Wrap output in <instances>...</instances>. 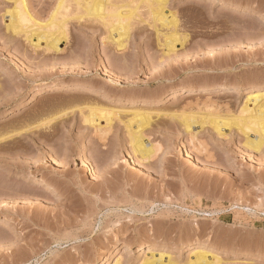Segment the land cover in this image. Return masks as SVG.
Segmentation results:
<instances>
[{"label":"rangeland","instance_id":"obj_1","mask_svg":"<svg viewBox=\"0 0 264 264\" xmlns=\"http://www.w3.org/2000/svg\"><path fill=\"white\" fill-rule=\"evenodd\" d=\"M57 1L25 0L31 31L52 30ZM108 1L137 6L123 47L71 5L73 19L34 49L6 30L14 3L0 0V264H141L159 253L186 264L199 243L216 246L219 264H264V147L249 150L234 127L196 123L189 134L180 119L237 113L250 88L264 92V0H229L247 15L167 0L186 36L169 53L171 27L156 35L145 4ZM187 90L203 95L186 100ZM92 105L153 110L141 131L153 154L139 160L126 114L105 133L85 122Z\"/></svg>","mask_w":264,"mask_h":264},{"label":"bare ground","instance_id":"obj_2","mask_svg":"<svg viewBox=\"0 0 264 264\" xmlns=\"http://www.w3.org/2000/svg\"><path fill=\"white\" fill-rule=\"evenodd\" d=\"M12 1L14 3V8L13 10L8 11L6 13L8 14V24L5 26V28L14 35H18V36L21 35L22 37H24V39L29 43V46L31 45V47L32 48L34 47V49L40 46L39 42L42 39L45 41V45H50L54 41V38H56V36L59 34L62 27L64 26L63 28H65V26L67 25L66 24L68 22L67 19L72 17L78 19L85 17V20L88 18L91 21L92 20L97 21L96 23H100L101 25L107 26L108 32H107V36L105 37L106 41L112 44L115 48H119L121 46L123 47L124 45L123 41H125L128 37V30L130 24L128 20L133 16L134 11L137 9V6H135L134 8H130L131 7L130 6L129 13L127 12L128 10L123 12L124 8L120 10L122 5L112 8L113 5L111 6L108 0H58L57 1L58 3L53 8V11H51L50 13L47 23H45V26L46 27L48 26L50 29L52 28L53 31L38 30L39 31L38 32L36 30L31 31V26L29 23L32 20L26 9L25 0H12ZM137 1L139 2V4L143 3L146 5V7H148L147 9L150 15L149 19L151 18L150 20L152 22L151 26L154 29L156 35L159 36V34H161L160 29L162 27H171V30L170 31L168 30L167 31L168 33H166L165 36H162L164 38L162 46L164 47V49H166L167 53L174 51L175 44L177 42H179L181 45L183 44V42H185L186 36H182L180 35L181 33L178 32L176 27L177 20L174 14L173 13L165 14L164 10L166 8L167 0H137ZM206 1L216 2L221 7L231 8L233 11L239 12L241 15H247L252 11V9L248 6H244L243 8H238L237 5H235L233 2L229 0H206ZM71 5L73 6V13H72L73 15L71 14L72 17L69 16V11L72 10V9L69 10V8H71L70 7ZM255 14L257 19L264 20L263 12L258 11ZM55 25H56L55 27L56 29H53ZM32 36H35L36 41L32 42V38H33ZM81 85H80L81 89L90 87L87 84L85 85L81 84ZM80 86L76 87V89H80ZM51 88L66 90L70 87H68V84H63L62 86L55 85ZM222 90L224 91L223 93L226 94L228 93L232 94L234 93V91H237L234 89L233 90L222 89ZM249 92L250 95L247 96L240 109L237 110L238 111L237 113L235 112L231 114L229 113V115L228 114L219 115V114H210V113L205 115L199 113L200 116L201 115L204 116L201 117V119L198 117L199 120L195 118L197 111L194 112L196 114L193 116H190L193 114L192 112H190L192 114L189 113L190 115L186 113L188 115L187 117L186 115L184 117H180L182 121L181 125H183L182 127L184 128V131H187L189 134H192V130H193L192 126L196 123L201 124V126L202 124L204 125L205 123L210 124L212 126L213 131H215L218 135L223 134L222 131L224 130V128H228L229 130H231V128L234 127L236 131L242 133V135L244 136L245 138L244 145H246V147L249 150H254V151L260 150L262 147H264V111H263L264 92H260V89L257 87L250 88ZM184 93L185 94L183 98L186 100H193L194 98H199L203 95L201 94V90H187ZM99 95L105 97L104 93L102 92H100ZM91 107H93V105L90 107L88 106L90 110L88 109L89 111L84 121L89 123V125L97 128L98 131H102V132H104L103 129H107L108 126H110V122L113 121L112 119H114L113 117H115L116 119L117 116L118 117L123 116L122 114L128 115L127 127L129 128L128 133L131 138L133 151L139 156L140 161L148 159L153 154V147L144 144L143 135L141 134L142 127L148 125L152 119L150 117L154 116L153 114L155 112L153 110L152 111L154 113H152L151 110L145 109L144 107L142 108V107H134V106L130 107L129 109L127 107H126L127 109L119 108L118 106L117 107L108 106L110 108H104L105 106L104 107L95 106L94 108ZM85 108L87 107L85 106ZM199 114H197V116ZM174 115H176V113ZM182 115H184V112L182 113ZM177 116H178V120H180L179 116L181 115L179 114ZM101 119L105 122L103 127H101L99 124V120ZM126 125L127 124H125V127ZM132 125L136 127L135 131L131 130L133 127ZM17 133L18 131L16 132V134ZM249 133H253L254 135L253 138L249 137ZM10 135H15V132L7 135V137ZM40 138L46 140L48 139L47 136ZM7 193L9 194V192ZM202 247H203L202 244L200 243L197 244V246L195 247L196 250L192 252V256L188 258L186 264H219L220 262L219 257L212 253L214 252L215 250L214 248H216V246L209 247L208 251H205ZM121 262H122L121 258L116 257L114 259L113 264H121ZM141 264H175V263L169 255L165 256L163 253H159L157 256H155L154 254H150L149 256L145 257Z\"/></svg>","mask_w":264,"mask_h":264}]
</instances>
